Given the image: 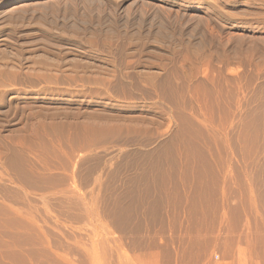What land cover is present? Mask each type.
I'll use <instances>...</instances> for the list:
<instances>
[{"label":"rangeland","instance_id":"rangeland-1","mask_svg":"<svg viewBox=\"0 0 264 264\" xmlns=\"http://www.w3.org/2000/svg\"><path fill=\"white\" fill-rule=\"evenodd\" d=\"M0 264H264V0H0Z\"/></svg>","mask_w":264,"mask_h":264}]
</instances>
